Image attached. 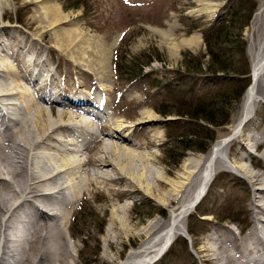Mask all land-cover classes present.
<instances>
[{
	"label": "bare ground",
	"instance_id": "6f19581e",
	"mask_svg": "<svg viewBox=\"0 0 264 264\" xmlns=\"http://www.w3.org/2000/svg\"><path fill=\"white\" fill-rule=\"evenodd\" d=\"M203 4L190 13H208L212 17L215 6L212 3ZM59 8L57 5H49L45 10L46 28L52 30L53 46L62 54H67L72 61L78 62L79 67L91 70L89 72L93 77L107 80L117 39L107 45L101 42L95 50L91 49L94 53L91 50L88 52L95 54L97 63L88 59L89 54L85 55L87 47L81 41L76 42L75 36L79 37L76 28L59 29V23L66 22ZM263 18L264 0H261L250 32L254 53L253 80L251 78L252 83L244 92L239 118L231 125L230 132L216 139L206 153L191 160L186 159L181 164V171L175 174V181L171 178L163 179L152 170L150 176L145 172L147 163L159 161L149 149L153 144V140L149 139L150 131L142 132L140 138L131 137L137 126L154 124L158 120L157 114L144 109L140 116L135 112L130 114L134 121L124 119L125 117L104 121L90 106L81 105L93 106V95L77 96L84 100L78 102L66 96L63 101L57 96L44 94L41 89L49 75L38 86L35 85L37 79L34 78L44 68V64L34 62L33 65H38L37 73L33 79L28 78V68L25 69L26 73H21L19 67L3 58L1 53L5 49L1 48L0 264H72L68 258L73 252L63 233L68 215L70 217L75 205L94 191L95 187L100 184L111 186L114 183L125 186L118 192L125 198L143 191L148 199L152 197L162 204L159 209L161 214L169 208L166 219L154 218L142 227H138L139 223L129 214L127 204L115 210V235L130 240L129 245L132 246L127 256L117 264H150L160 257L177 235L186 232L188 215L205 196L219 169L230 166L229 149L240 143L239 138L244 134L241 131L243 126L255 116L259 104L264 103ZM260 30L262 36H259ZM162 33L164 36L165 32ZM198 42H201L200 36L198 33L193 34L179 44L171 42L169 52L177 57L181 46L197 47ZM76 49H79V55L74 54ZM23 63L31 66V59L27 58ZM52 99L57 103L70 105L60 109L50 105L49 113L43 103L51 102ZM89 113L97 117L95 122L92 123L85 117ZM68 136H72L74 140L67 138ZM250 138L254 143L264 142V133L251 134ZM95 142L97 146L90 151L91 144ZM250 154L248 157H236L238 168L242 171L246 172L248 168L241 161L252 159ZM167 172L169 173L168 170ZM251 177L252 183L258 185L264 178V172H254ZM112 190L110 193L115 195ZM110 198L108 195L107 199ZM250 200L255 206L252 208L254 223L244 238L237 239L231 227L220 226L213 228L209 235L199 240L201 246L198 253L204 264H257L258 259L264 258V185L254 189ZM140 238L143 239L140 245L134 246ZM111 244L114 245V241Z\"/></svg>",
	"mask_w": 264,
	"mask_h": 264
},
{
	"label": "rangeland",
	"instance_id": "374dc122",
	"mask_svg": "<svg viewBox=\"0 0 264 264\" xmlns=\"http://www.w3.org/2000/svg\"><path fill=\"white\" fill-rule=\"evenodd\" d=\"M1 2L0 49H5L7 54L0 53L15 67H19L21 73H26L25 69L28 68L26 74L28 78L32 79L38 70V65L35 64L43 63L44 68L34 77L37 79L34 84L38 86L46 78V75H49L45 79L46 84L44 88L42 87L41 92L53 97L57 96L63 101L66 100V96L78 102L84 100L77 96L93 95V97L91 96L93 106L81 105L90 106L104 121L106 119L115 121V119L124 117V119L134 121L135 119L131 118L130 114L135 112L137 116H140L144 109H149L157 114L158 120L154 124L139 125L131 133V137L136 139L140 138L142 132L150 131L149 139L153 140V144L149 149L159 161L145 165L144 170L148 176L151 175L150 171L152 170L163 179L171 178L175 181V174L181 171V164L186 159L191 160L206 153L216 139L230 132L231 125L239 118L244 92L253 80L254 53L251 47L250 32L261 0L241 1L245 9H249L252 4L255 5L251 20L242 33L246 42V57L250 64L251 83L248 84L238 100L228 101L219 105L220 107L218 106V108L229 111L227 124L209 127L204 131L197 129L199 135L196 142L202 146L208 144L203 152L195 148L184 151L181 144L172 139L173 136L179 134L178 129L182 128L180 126L166 127V122L177 116L162 115L159 112L168 108L167 105H169V109L175 110L183 102L178 98L185 97V100H191L194 97V94L185 91L186 85L189 86L193 76L199 81L196 89L199 90L203 87L205 73H186L184 57L201 60L205 71L209 57L203 42V31L211 26L219 14L227 12L229 8L239 6L240 0H1ZM204 2L212 3V6H215L212 17H209L208 13H190L192 9L203 6ZM49 5L60 7L62 18L66 19V22L59 23L61 26L58 25L59 29L76 28L79 33V37L75 36L76 42L81 41L87 47L88 51L85 55L89 54L88 59L91 58L96 62L97 58L92 50H95L97 44L104 42L107 45L117 39V47L115 46L112 51L111 66L109 65L111 68H109L107 80L93 77V74L89 72L91 70L79 67L78 62L72 61L73 59L69 58L67 54H62L53 46L52 30L46 28L47 12L45 10ZM162 31L165 32L164 36ZM260 32L259 36H262V31L260 30ZM197 33L201 38L197 47L181 46L178 51L179 56L171 55L169 52L171 42L179 44L184 38ZM90 37L91 40H89ZM92 41L94 42L91 45ZM90 50L93 53H88ZM78 51L76 49V53H73L79 55ZM9 52L11 54L14 52L13 56ZM27 58L31 59V66H26L23 63ZM134 75L136 77L131 79ZM162 82H164L162 85L156 86ZM17 101L19 102V99H16ZM43 104L49 113L50 105L57 109L70 105L57 103L54 99ZM8 115L11 114L8 113ZM85 117L91 122H95L97 118L90 113ZM252 118L243 126L244 130H241L244 134L239 138L240 143L232 145L229 149L230 166L219 169L207 193L199 203L210 214L200 217V221H197L192 219L196 211L193 210L186 220L187 233L177 235L163 254L150 264H204L198 253V248L201 246L199 240L207 234L209 235L213 228L231 227L237 239H242L248 233V229L253 226L252 208L255 206L252 205L250 199L254 189L264 185V178L257 185L252 183L251 175L254 172H264V142L254 143L250 135L264 133V103L259 104L255 116ZM130 121L127 123L131 124ZM194 131L195 127H187L182 131V134L186 135ZM211 136L215 138L212 142L208 140ZM67 138L74 140L72 136ZM70 146L72 145H68V147ZM96 146V142L92 143L89 150L92 151ZM249 154L252 155V159L247 158L241 161L248 168L245 172L238 168L236 157L239 155L248 157ZM124 187L118 183L111 186L100 184L75 205L73 213L70 217L68 215L67 222L63 227L64 236L73 252V255L68 258L70 263L117 264L127 256L132 247L129 245L130 240L116 237L113 222V213L123 204H127L129 214L139 223L138 227L144 226L154 218L163 220L168 217L169 208L165 209L164 215L161 214L159 209L162 204L157 199L152 197L148 199L143 191L135 196L125 198L118 193ZM111 190L115 191V195L110 193ZM108 195L111 196L109 200L107 199ZM40 207L46 209L42 205ZM247 222L248 225H246ZM244 226L247 228L245 233L240 230ZM142 240L138 239L134 246L140 245ZM111 241H114V245L111 244ZM256 263L261 264L259 261ZM46 264L52 263L46 262Z\"/></svg>",
	"mask_w": 264,
	"mask_h": 264
},
{
	"label": "trees",
	"instance_id": "16d2710c",
	"mask_svg": "<svg viewBox=\"0 0 264 264\" xmlns=\"http://www.w3.org/2000/svg\"><path fill=\"white\" fill-rule=\"evenodd\" d=\"M241 1L239 6H234V8H229L227 12L219 14L211 26L203 31V42L209 57L205 71L201 60L194 59V57H184L186 73H205L203 87L199 90L196 89L199 81L193 76L189 86L186 85L185 91L194 94V97L191 100H185V97L178 98L179 101L183 102L175 110L169 109V105H167L168 108L159 112L162 115L177 116L167 121L166 127L180 126L182 128L181 130L178 129L179 134L173 136L172 139L180 143L184 151L191 148L202 152L206 150L208 144L202 146L196 142L199 135L198 130L204 131L208 130L209 127L227 124L229 111L218 108V106L228 101L238 100L248 84L251 83L250 64L246 57V42L242 33L251 20L255 5L252 4L249 9H245ZM190 70L192 72H189ZM134 77L136 76L134 75L131 79ZM187 127H195V131L186 135L182 134V131ZM214 139V136L208 138L211 142ZM194 210L196 211L192 219L197 221H200V217L210 214L199 203Z\"/></svg>",
	"mask_w": 264,
	"mask_h": 264
}]
</instances>
